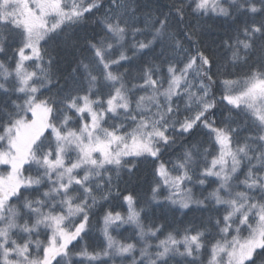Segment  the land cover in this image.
<instances>
[{
	"label": "snow or ice",
	"instance_id": "6c2138e0",
	"mask_svg": "<svg viewBox=\"0 0 264 264\" xmlns=\"http://www.w3.org/2000/svg\"><path fill=\"white\" fill-rule=\"evenodd\" d=\"M104 3L0 0V53L10 37L16 45L14 67L0 60V92L17 96L0 106V264H76L73 256L82 258L80 264L101 257H131L130 264H169L177 257L185 264H264V0H172L163 19L146 14L143 27L135 26L133 0H107L106 8ZM102 8L93 23L104 35L86 40L91 55L73 69L79 75L71 83L60 85L51 70L54 57L41 43ZM189 8L194 14L250 17L223 41L230 53L223 64L200 46L198 28L184 32L188 47L169 30V18L182 24ZM156 43L160 52L131 81L128 69L119 71L122 62ZM238 67L244 71L236 72ZM57 85L56 93L41 96ZM221 104L228 114L218 122L214 112ZM197 128L206 130L207 147L197 141L174 159H161ZM135 158H150L154 165L153 201L166 188L164 199L172 205L194 204L217 215L159 239L164 225H146L144 209L136 208L133 195H123L126 214L103 211L104 248L72 253L69 246L88 234L94 210L113 198L114 188L121 195V173L135 169ZM33 166L35 175L29 172ZM209 183L215 187L197 196L194 188ZM123 225L133 227L136 243L112 235Z\"/></svg>",
	"mask_w": 264,
	"mask_h": 264
},
{
	"label": "trees",
	"instance_id": "16d2710c",
	"mask_svg": "<svg viewBox=\"0 0 264 264\" xmlns=\"http://www.w3.org/2000/svg\"><path fill=\"white\" fill-rule=\"evenodd\" d=\"M136 7V16L139 19V23L135 25L136 27H143L146 14H151L154 17H159L163 19V13L169 11V5L172 0H133ZM184 4H189L190 0H183ZM104 7H107V0H105ZM104 9H100L98 12H94L86 17L84 23L67 26L63 31L53 34L46 42H42L41 47L46 49L53 57L54 62L51 66L53 73V79L55 80L59 77L60 85H64L66 81L71 83L74 76H78L79 73H73V69L76 68L77 64L82 58L89 57L91 54L88 52L86 47V40L92 39L93 37L99 38L103 36L104 33L101 30L99 23H93L96 17H100L103 14ZM170 19V29L178 33L177 38L184 40V32L188 31L189 28H198L199 30V40L200 46L209 49L217 59V63L223 64L230 53L226 52L223 47V41L229 36L235 34L236 30L243 25L245 20L250 19L243 15H238L233 13L232 16H219L209 12L207 15L204 14H194L191 13V9H187L185 14V19L182 24L177 23V18L172 16ZM259 19V17H256ZM151 38V37H148ZM128 44L132 43L131 34L128 36ZM145 36L137 35L136 40H143ZM185 47L189 44L184 40ZM16 47L14 43L11 42V37L9 38V44L6 53H0V60L9 63L12 67L15 64V59L12 57V50ZM161 45L156 43L152 50H144L142 54H138L130 63L122 62L119 71H124L128 69V79L131 81L133 76L139 74L140 69H142L156 54L160 52ZM119 54V50L113 53V58ZM129 56H132V52H128ZM47 60V57H45ZM87 62V61H85ZM158 62V61H157ZM115 70V69H114ZM228 70L232 71V66L228 65ZM236 72L240 73L244 71L243 67H238L235 69ZM14 79V78H13ZM134 82V81H133ZM51 87L50 90H42L41 96H48L56 93L57 88L60 86ZM12 84H9L11 87ZM140 93H137L139 95ZM215 95L219 97L221 95L220 91L217 90ZM17 99L15 94H12L10 98L5 96L0 92V106H4L7 101L10 103L11 100ZM23 99V97H20ZM228 114V110L225 105H219L214 112V116L217 121H222L223 118ZM184 113H181L183 116ZM235 115V113H233ZM206 130L197 128L191 136L184 138V144L178 143L172 146L170 149L166 150L164 155L161 157L162 160L168 161L169 159H174L175 156L182 150V148L188 144L195 143L197 141H204V146L207 147L208 137L205 134ZM244 135V133H241ZM210 159V158H209ZM131 163L136 165L135 169L129 173L124 170L121 173L120 179L118 181L119 191L121 195L119 197L115 196L116 189L114 188L113 198L107 202L103 203L102 207L94 210L91 222L89 225L88 234L83 236V239L78 241H73L69 246L72 253L80 251L83 247H87L89 251H101L104 246V237L100 231L102 227L101 217L103 211L108 208H112L114 211H120L124 214L127 212V204L123 201V195L131 194L136 200V208L139 210L143 208L142 219L143 222L148 225L154 222L156 225H164L162 232L159 235V239H163L164 236L173 229H183L189 225L200 226L209 215L215 217L216 212H209L207 210H201L197 205H190L187 209H181L179 205H172L170 202L164 199L168 195L167 189L163 188L160 191L159 199L157 201L152 200V187L155 186L156 178L153 175L154 165L151 159L135 158L130 159ZM246 171V169H245ZM32 174L35 173V168L29 170ZM28 173V172H26ZM29 174V173H28ZM243 178V173L240 174L238 179ZM117 183L114 177V184ZM191 185H186L190 187ZM215 187L214 183H209L208 186L201 189L200 186L194 188V192L197 196L203 191L207 194L211 188ZM258 195V194H257ZM15 203V201H13ZM220 214H223V209L220 210ZM78 222V221H77ZM112 235L117 239L126 243H136L135 231L130 225H123L119 229H113ZM44 237L41 236V239ZM211 239V237H208ZM157 241L154 239L151 243L155 244ZM140 245L137 244L139 249ZM155 251V249H153ZM135 255L139 256V251L137 250ZM131 257L115 259H109L107 257H101L96 264H130ZM208 259L207 252L203 253V260L206 262ZM76 264H80V259H73ZM185 264L181 258L177 257L175 260H170L169 264Z\"/></svg>",
	"mask_w": 264,
	"mask_h": 264
},
{
	"label": "rangeland",
	"instance_id": "374dc122",
	"mask_svg": "<svg viewBox=\"0 0 264 264\" xmlns=\"http://www.w3.org/2000/svg\"><path fill=\"white\" fill-rule=\"evenodd\" d=\"M2 168H4V166L0 165V171H3Z\"/></svg>",
	"mask_w": 264,
	"mask_h": 264
},
{
	"label": "bare ground",
	"instance_id": "6f19581e",
	"mask_svg": "<svg viewBox=\"0 0 264 264\" xmlns=\"http://www.w3.org/2000/svg\"><path fill=\"white\" fill-rule=\"evenodd\" d=\"M122 227V226H121Z\"/></svg>",
	"mask_w": 264,
	"mask_h": 264
}]
</instances>
